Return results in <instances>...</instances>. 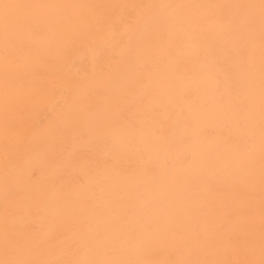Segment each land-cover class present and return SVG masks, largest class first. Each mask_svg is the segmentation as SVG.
I'll return each mask as SVG.
<instances>
[{
	"label": "bare ground",
	"instance_id": "6f19581e",
	"mask_svg": "<svg viewBox=\"0 0 264 264\" xmlns=\"http://www.w3.org/2000/svg\"><path fill=\"white\" fill-rule=\"evenodd\" d=\"M0 264H264V0H0Z\"/></svg>",
	"mask_w": 264,
	"mask_h": 264
}]
</instances>
